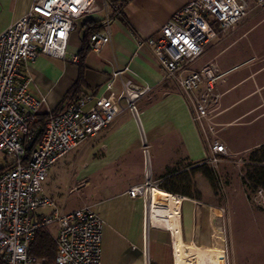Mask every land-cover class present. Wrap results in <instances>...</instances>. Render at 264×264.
Segmentation results:
<instances>
[{
	"label": "crops",
	"instance_id": "obj_1",
	"mask_svg": "<svg viewBox=\"0 0 264 264\" xmlns=\"http://www.w3.org/2000/svg\"><path fill=\"white\" fill-rule=\"evenodd\" d=\"M103 1L95 0V12L75 22L67 44L68 59L41 55L34 63L24 66L23 72L31 79L28 91L35 98L44 97L40 114L46 115L61 105L77 82L80 87L76 96L99 95L110 80L114 67L128 68L122 75L123 81L131 80L136 86L151 88L136 103L137 117L130 112L119 114L107 129L75 149H78L81 167L74 171L80 182L74 188L92 179L89 193L94 197L74 209L92 206L103 220L101 264H177L176 243L209 251L221 234L223 243L228 241L226 233H223L225 214L222 210L225 208L214 203L211 197L219 190L221 163L215 167L207 164V146L199 135L182 93L172 82L164 80L153 53L141 43L154 36L177 9L192 0L130 1L121 15L111 20L110 44L103 46L99 53L90 50L79 66L71 58L81 50L85 22L90 20L100 24L104 18ZM245 1L252 3L255 0ZM32 2L0 0V34L18 21ZM251 13L233 32L220 38L223 46H219L214 54L202 55L203 62L194 66L200 56L191 68L198 70L205 64H213L224 75L235 69L222 71L216 59L237 34L240 33V38L248 32L253 35L260 27L264 29V9ZM121 19L132 30L125 27ZM250 50L254 62L249 69L227 86H224L222 77L215 88L218 98L213 107L214 121L219 128L220 143L227 148L229 157L264 146V136L240 149L221 137L224 126L237 124L248 114L254 115L251 121L264 117V39L259 32L251 40ZM246 80L252 82V87L242 98L225 103V95ZM120 91V81L116 80L114 92ZM242 100L245 101L237 105ZM197 168L199 170L195 172ZM211 169L215 171L216 183H211L208 178ZM146 180L156 185L150 197H129L128 190ZM45 189L53 199L51 186L47 185ZM153 192L165 196L154 199ZM253 222L252 225L256 223L264 227V220ZM239 241L245 243L240 245ZM253 241H264V233L232 238L234 264L238 263L240 251L249 249L246 245Z\"/></svg>",
	"mask_w": 264,
	"mask_h": 264
},
{
	"label": "built area",
	"instance_id": "obj_2",
	"mask_svg": "<svg viewBox=\"0 0 264 264\" xmlns=\"http://www.w3.org/2000/svg\"><path fill=\"white\" fill-rule=\"evenodd\" d=\"M102 29L89 38L99 53L111 42V6L103 1ZM113 11L116 6L112 8ZM264 0L250 7L242 0H192L177 9L157 33L141 42L153 53L165 81L182 93L199 135L205 142L207 164L216 166L228 156L216 138L213 122L218 98L215 88L224 74L213 64L198 70L191 65L219 36L234 31ZM95 12V0H33L28 11L0 34V154L8 162L0 172V264H42L28 253L37 230L54 229V264H101L103 220L92 206L60 211L46 193L50 169L81 143L107 129L121 113L137 117L136 103L150 87L122 80L128 68L114 67L99 95L83 94L49 115L39 128L44 97L29 91L31 79L23 68L46 55L64 60L75 22ZM71 61L77 63V56ZM120 81L121 91L114 92ZM156 187L149 180L131 187V198L147 199ZM253 202L264 211V189Z\"/></svg>",
	"mask_w": 264,
	"mask_h": 264
},
{
	"label": "rangeland",
	"instance_id": "obj_3",
	"mask_svg": "<svg viewBox=\"0 0 264 264\" xmlns=\"http://www.w3.org/2000/svg\"><path fill=\"white\" fill-rule=\"evenodd\" d=\"M242 1L250 7L254 3H248L245 0ZM98 2H100V0H98ZM251 14L252 13H250L248 17ZM258 32L262 39H264V34H262L264 33V29L261 27L253 35H251V32H248L239 38V33L229 40L228 44L217 56L216 60L220 63L222 71L235 68L230 73L223 76L224 86L230 85L234 80L240 78L241 75L249 69L251 62H254V59L251 60L253 55L250 50V43L251 40L258 36ZM223 36H219L216 40L211 42L202 55L208 52L214 54L219 46H223V43L220 42V38ZM68 58L67 54L66 59ZM203 60L204 57H200L194 66L199 65ZM248 64L249 66H247ZM250 87H252L251 81H243L225 95L223 99L224 102L226 103L236 98H242V95L250 89ZM244 101L245 100L240 101L237 105ZM212 115H214V113ZM253 118L254 115L249 116L248 114L239 119L237 124L224 126L221 130V137L228 140L236 149L250 146L259 140L261 136H264V117L251 121ZM213 122L215 123L214 119ZM218 129L217 126L215 128L217 131L216 138L220 142ZM77 150L72 151L64 159L59 161L58 164L54 165L49 171L48 177L44 183V188H46L47 185L51 186L53 201L57 208L63 212L70 211L83 203H88L91 197H94L93 193H89L92 187V179H87L84 185L74 188L75 184H80L74 176V171L76 169L80 170L79 168L81 167V163L78 161L79 152H76ZM253 151L256 150H247L244 153L229 157V152L227 150V157L229 160L225 158L226 160L220 164L222 168L219 169V173L222 178L219 181V190L214 192V196H211L214 203L222 205L225 208L222 210L225 214L223 233H226L228 241L226 244L223 243L224 264H234V254L231 252V241L234 236L248 235L250 233H264V227H259L256 223L252 225L254 223L253 220H264V211L255 206L253 202L254 193L252 190H247L242 185V179L245 175V163L248 161L249 155ZM74 158H76L75 161H73ZM7 165L8 162H6L4 156L0 154V170ZM47 232L51 238L52 236L54 237V229H48ZM221 238L223 242L222 234ZM241 239L242 238H240V240ZM236 240L238 239L236 238ZM244 243L245 241L238 242L240 245ZM246 246H249V249L240 251L237 264H264V241L249 242Z\"/></svg>",
	"mask_w": 264,
	"mask_h": 264
},
{
	"label": "trees",
	"instance_id": "obj_4",
	"mask_svg": "<svg viewBox=\"0 0 264 264\" xmlns=\"http://www.w3.org/2000/svg\"><path fill=\"white\" fill-rule=\"evenodd\" d=\"M132 0H118V1H108L111 6V19L119 17L123 8ZM116 6V9L113 11V7ZM122 23L128 29L132 30L128 23L121 19ZM102 29L101 25L87 20L85 22V32L81 39V50L77 55V65L80 66L82 60L89 53V38L92 34L98 33ZM80 84L77 82L65 95L63 102L59 107L51 112L50 115H55L58 111L62 110L63 107L69 102L77 99L80 95L76 96L79 91ZM49 115H41L39 121V128H43L45 123L48 121ZM8 167H4L0 172L5 171ZM199 169H195V172ZM205 173V172H204ZM209 180L211 183L215 182V171L210 170ZM242 185L247 190H252L253 193L257 189H264V146L259 147L256 151L250 153L248 161L245 163V175L242 179ZM28 253L32 256H35L42 264H54L55 258V245L53 239L50 237L49 233L45 229H39L34 235V239L29 246Z\"/></svg>",
	"mask_w": 264,
	"mask_h": 264
},
{
	"label": "bare ground",
	"instance_id": "obj_5",
	"mask_svg": "<svg viewBox=\"0 0 264 264\" xmlns=\"http://www.w3.org/2000/svg\"><path fill=\"white\" fill-rule=\"evenodd\" d=\"M159 196L164 197L165 194L162 195V193L160 194V193H157V192H153L154 199H157ZM167 207H169V206H167ZM169 222H171V221H169ZM172 222H173V220H172ZM216 238H217L216 239L217 242L215 243L214 248L212 250H209V251L202 250V249H195V248H186V247L182 246L180 244V242L176 243L175 244V256H176L177 264H224V260H223L224 251H223L222 238H221V236L220 237H216ZM175 241H178V240L176 239Z\"/></svg>",
	"mask_w": 264,
	"mask_h": 264
}]
</instances>
